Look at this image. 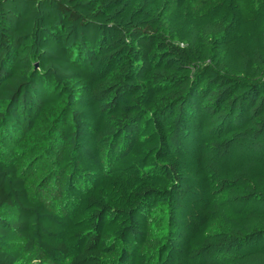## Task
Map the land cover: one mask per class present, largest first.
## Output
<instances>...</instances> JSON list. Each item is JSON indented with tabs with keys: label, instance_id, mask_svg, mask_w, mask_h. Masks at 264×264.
<instances>
[{
	"label": "trees",
	"instance_id": "16d2710c",
	"mask_svg": "<svg viewBox=\"0 0 264 264\" xmlns=\"http://www.w3.org/2000/svg\"><path fill=\"white\" fill-rule=\"evenodd\" d=\"M188 2L0 0V264H264V0Z\"/></svg>",
	"mask_w": 264,
	"mask_h": 264
},
{
	"label": "rangeland",
	"instance_id": "374dc122",
	"mask_svg": "<svg viewBox=\"0 0 264 264\" xmlns=\"http://www.w3.org/2000/svg\"><path fill=\"white\" fill-rule=\"evenodd\" d=\"M220 0H189L187 6L192 9L194 12H200L207 9L213 3H216ZM237 2L244 8L247 14L253 8L256 0H237ZM40 139L38 136H30L28 138L19 139L15 142V145L12 147L10 155L13 156V160L16 162L20 170L27 168V163L32 156L37 154L36 148L40 144ZM9 150V149H8ZM46 166H42V163L39 166L33 167L31 171L28 172V177L26 179V185L30 196L33 199H41L45 202L50 203L52 199L53 192L50 190V184L45 187V181L42 174L46 171ZM29 169V168H28ZM27 171V170H26ZM6 215L11 216V211H6ZM153 231L149 236V241L146 245L148 252L153 253L160 242L163 225H164V211L159 210L153 215ZM10 250L18 251L20 253V264H46L45 261L41 260L40 256L37 253H26L23 251L22 241L20 238H17L13 241L9 247ZM105 264H115L116 256H106Z\"/></svg>",
	"mask_w": 264,
	"mask_h": 264
}]
</instances>
